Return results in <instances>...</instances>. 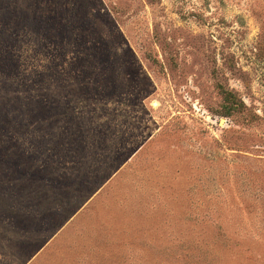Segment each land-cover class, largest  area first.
<instances>
[{"label":"rangeland","instance_id":"rangeland-1","mask_svg":"<svg viewBox=\"0 0 264 264\" xmlns=\"http://www.w3.org/2000/svg\"><path fill=\"white\" fill-rule=\"evenodd\" d=\"M4 5L69 61L0 77V264H138L143 226L202 217L264 264V0Z\"/></svg>","mask_w":264,"mask_h":264},{"label":"trees","instance_id":"trees-1","mask_svg":"<svg viewBox=\"0 0 264 264\" xmlns=\"http://www.w3.org/2000/svg\"><path fill=\"white\" fill-rule=\"evenodd\" d=\"M35 8L31 7L27 14L22 7L19 10L8 5L0 8V77H15V82H12L16 87L15 93L23 87L27 76L52 70L64 74L68 67L66 54L56 63L52 41L33 37L44 26L42 16ZM161 221L166 224L165 232H157V227L152 225L143 226L144 232L149 231L153 243L148 252L137 253L138 264H233L226 255L234 254L235 249L244 246L252 251L241 239L244 228L238 226L230 233L222 217ZM161 221L159 225L163 224ZM176 223L180 224L179 228L174 227ZM244 233L246 237L248 233Z\"/></svg>","mask_w":264,"mask_h":264}]
</instances>
